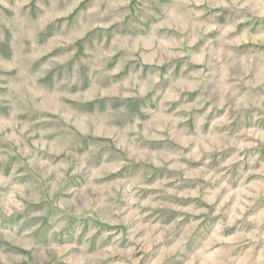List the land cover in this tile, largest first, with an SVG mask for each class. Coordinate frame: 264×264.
Here are the masks:
<instances>
[{"label":"clouds","instance_id":"1","mask_svg":"<svg viewBox=\"0 0 264 264\" xmlns=\"http://www.w3.org/2000/svg\"><path fill=\"white\" fill-rule=\"evenodd\" d=\"M0 264H264V0H0Z\"/></svg>","mask_w":264,"mask_h":264}]
</instances>
